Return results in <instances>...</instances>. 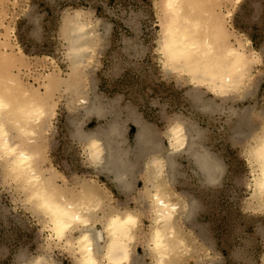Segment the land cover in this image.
<instances>
[{
    "label": "rangeland",
    "instance_id": "1",
    "mask_svg": "<svg viewBox=\"0 0 264 264\" xmlns=\"http://www.w3.org/2000/svg\"><path fill=\"white\" fill-rule=\"evenodd\" d=\"M162 5L163 0H0V51L7 54L1 64L31 90L43 92L47 77L55 76L46 106L49 116L36 138L37 167L64 193L89 183L99 188L104 206L137 209L142 236L149 223L136 199L143 190L146 154L137 158V151L130 152L137 181L123 194L109 175L89 164L75 125L89 133L115 120L126 139L120 146L130 149L139 122L160 133L162 150L168 145L164 134L169 125L189 126L191 147L212 155L218 172L208 182L193 156L183 151L174 157L168 185L186 210L179 222L190 244L179 264H264V207L249 193L247 161L254 129L264 121V0H214L213 10L231 44L252 52L242 87L222 97L207 87H193L181 69L165 65L169 59L160 47L168 13ZM74 18L89 23L94 34L87 62L75 70L80 73L76 84L66 52V21ZM81 84L95 98L100 116L70 108V91ZM6 126L15 131L12 123ZM28 193L0 159V264H28L38 257L44 264H74ZM139 256H144L142 248Z\"/></svg>",
    "mask_w": 264,
    "mask_h": 264
},
{
    "label": "bare ground",
    "instance_id": "2",
    "mask_svg": "<svg viewBox=\"0 0 264 264\" xmlns=\"http://www.w3.org/2000/svg\"><path fill=\"white\" fill-rule=\"evenodd\" d=\"M213 5L214 0H163L162 7L168 16L162 24L160 49L169 59V62L164 61L165 65L174 64L175 69H181L193 81V87H207L222 97L242 87L252 52L240 44H231L221 16L214 12ZM66 23L70 25L66 52L76 84L80 81V73L75 70L79 64L87 62L94 34L89 23L78 18L67 19ZM5 55L0 51V159L4 160L11 175L26 185L28 199L47 218L54 239L70 250L74 264H179L190 244L179 222L183 221L186 210L181 202L175 201V192L168 185L174 157L183 151L193 156L208 182L218 172V164L210 159L212 155L209 157L191 147V127H184L179 122L169 125L164 134L168 145L162 150L160 133H153L139 122L135 123L136 132L130 149L128 145L127 148L120 146L126 139H121L122 127L115 120L107 121L102 129L89 133H82L80 125H75V133L84 142L89 164L109 175L123 194L133 189L137 181L130 152L137 151V156L146 154L144 165L139 167L143 190L136 203L149 224L141 236L137 209L104 206L99 188L89 183H84L75 193H64L55 187L51 178L41 174L37 167L36 138L49 116L46 106L53 87L50 83L55 76L47 77L48 84L43 86V92L28 89L9 73V67L1 64ZM58 82L55 79L54 84ZM70 95V108L82 109L87 116L101 115L95 98L88 96L82 84L73 87ZM244 118L242 120L247 121ZM6 122L12 123L15 131L10 132ZM258 129H254L250 149L247 147L252 188L249 193L260 207H264V121ZM139 248L143 249L144 256H139ZM28 264H44V260L38 257Z\"/></svg>",
    "mask_w": 264,
    "mask_h": 264
},
{
    "label": "clouds",
    "instance_id": "3",
    "mask_svg": "<svg viewBox=\"0 0 264 264\" xmlns=\"http://www.w3.org/2000/svg\"><path fill=\"white\" fill-rule=\"evenodd\" d=\"M160 54H158L159 56ZM157 63L159 64L160 68H162V65L159 63V60L157 59Z\"/></svg>",
    "mask_w": 264,
    "mask_h": 264
}]
</instances>
